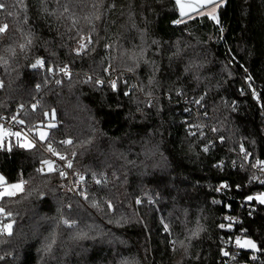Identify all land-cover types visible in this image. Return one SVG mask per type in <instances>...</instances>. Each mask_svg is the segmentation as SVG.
Instances as JSON below:
<instances>
[{"label": "trees", "instance_id": "obj_1", "mask_svg": "<svg viewBox=\"0 0 264 264\" xmlns=\"http://www.w3.org/2000/svg\"><path fill=\"white\" fill-rule=\"evenodd\" d=\"M0 3V117L19 109L34 144L0 146L4 183L23 182L0 198V264H264V205L246 199L264 192V0L180 23L172 0Z\"/></svg>", "mask_w": 264, "mask_h": 264}, {"label": "snow or ice", "instance_id": "obj_2", "mask_svg": "<svg viewBox=\"0 0 264 264\" xmlns=\"http://www.w3.org/2000/svg\"><path fill=\"white\" fill-rule=\"evenodd\" d=\"M17 2L22 4V3H23V0H17ZM175 2H176L178 5H180V14H181V16H184L186 13L184 12V6L181 4V0H175ZM211 2H213V0H205V3H211ZM222 3H223V0H219V3H217L216 6L219 7L220 4H222ZM4 7H5V5L2 4V3H0V9H3ZM65 11H68V9L65 8ZM9 15H12V13H9ZM96 18L99 19L98 16H97ZM210 18H211L212 20L218 22V17H217L216 15H211ZM24 22H25V23L27 22V17H25ZM180 22H182V21H181V20H177V21H175V23H180ZM7 28H8V25H7V24H4L3 26H0V34H3V33L7 30ZM84 39H85L84 37H81V40H84ZM91 42H92L91 37H90V36L87 37V42H86V43H80L79 48L75 50V51H76V54L79 56V55H81L82 53L86 52V51H87V44H90ZM27 43H28V44H31V43H32V40L29 38L28 41H27ZM20 48H21V50L23 51L24 48H25V45H24V44H21V45H20ZM43 66H44V61H43V60H37V62H36L35 64L32 65L33 68L43 67ZM110 67H111V66H109V68H110ZM108 70H109V69H107V68L105 69V71H108ZM129 70H131V69H129ZM48 71H49V72H52V71H54V70L51 69V68H49ZM60 72H63L65 75H68V74H69V73H68V69H67V67L60 68ZM89 79L91 80L92 78L89 77ZM248 79L250 80L251 77H248ZM56 82H57V83H60L59 80H57ZM96 82L99 83V84H103V81H96ZM152 82H153V81L150 79V80H149V84H151ZM109 83H110V86H111V88H112L113 90H116V89H117V87H118V83H117L116 80H112V81H110ZM0 87H3V83H2V82H0ZM37 88H39V85H37ZM124 94H125V95H129L128 92H125ZM253 94L256 95L255 90H253ZM199 102H200V101H196V103H199ZM21 107H23V106H21ZM33 108H35V105H33ZM45 115H47V114H45ZM12 120H13V121H17V118H16L15 116H13V117H12ZM17 122L20 123V124H24V120H19V121H17ZM49 126H50V127H54L55 125H49ZM213 131H216V129H213ZM37 132H38L39 140H40V141L45 140V138H46V136H47V132H45V131H43V130H39V129H37ZM3 134H7V135H10V136H11V135H14V136H16L18 139H19V138L21 137V135H22L20 131H16V132H5V129L3 128V126H0V138H2V135H3ZM222 139H223V138L221 137V140H222ZM64 143H71V141H65ZM20 146H21V147L31 148V147L34 146V144H33L31 141H29V140H25L23 143L20 144ZM48 150H49V151H53V149H51V147H49ZM204 150L207 151L208 149L205 148ZM240 150H241V152L244 153L245 157L247 158V156H248L249 154L246 152V150L243 148V146H241V149H240ZM53 154H54V155H59L58 153H55L54 151H53ZM59 158H60L61 160L65 159V157H63V156H60ZM43 163H45V164H47V165L49 166V171H52V170H53L51 162H49V161H43ZM261 163H264V162H260V161L257 162V164H261ZM71 166H72V165H71V163L69 162L68 165H67V167L70 168ZM256 166H257V165H253V167H256ZM41 171H42V170H41ZM60 175H61V176H64L65 173H64V172H61ZM80 180H83V177H82V176L80 177ZM0 183H3V177H0ZM22 183H23V182H21V184H12V185H9V186H8L7 188H5L3 191H0V198H3V197H5V196H12V195H15V191H16V190H22V187H21ZM97 183H100V181L97 180ZM262 183H264V182H262ZM222 187H227V185H226V184H225V185H222ZM85 198H87V197H85ZM246 199H247L248 201L257 200V201H259L260 204H264V194H260V195L255 196V197H253V196H248ZM137 203H140V201H137ZM94 206H97V205H94ZM108 207H109V208L112 207V205H111L110 202H109V204H108ZM0 213H5V209H4V208H0ZM6 215L10 217V216H11V213L8 212V213H6ZM227 219H231V218H227ZM64 223L67 224L68 221H64ZM12 227H13V224H12V223L4 224V225L0 226V232H5V231H6L9 235H11ZM164 227H165V229H167V225H165ZM219 227L223 229V228H225L226 226H225L224 224H221V225H219ZM227 227H228V228H231V227H232L231 223H230L229 225H227ZM245 231H246V230H245ZM235 245H236L237 247L241 248V249H252V250H256V251H259V250H260V249L258 248L257 244H256L252 239H248V238L241 239L240 237H236V238H235ZM223 255H224V256H228V255H229V252H227V251H223ZM254 259H255V257H254Z\"/></svg>", "mask_w": 264, "mask_h": 264}, {"label": "built area", "instance_id": "obj_3", "mask_svg": "<svg viewBox=\"0 0 264 264\" xmlns=\"http://www.w3.org/2000/svg\"><path fill=\"white\" fill-rule=\"evenodd\" d=\"M19 113H20V110L19 109H16L15 112H14V114H12L10 116H2V117H0V124H2L8 130V132L20 131L21 134H22L19 139L16 136H14V135L9 136V138L10 137L16 138V139H18L20 141V143H23L25 140L31 141V138H30V135L31 134H27V133L23 132L21 130V128H20V124L17 122L18 121L17 114H19ZM13 116H15L17 118V121H13L12 120V117ZM50 160L52 162H54V160H56V157H54V155H53V156H51ZM38 168L40 170L44 171L46 169V164L42 162V163H40L38 165ZM258 169H263V166L262 165L259 166ZM80 182H81L80 176H75L73 179L68 178V186H69V189L72 191V193L75 192V187H77V185ZM262 194H264V192ZM255 196H253V197H255ZM257 202H259V201H257ZM227 218H231V217H226V221L223 223L226 226L225 228H227V225H229L230 222H231V220H232V219H227ZM233 244H234V247H236L237 249H241V248H239V247H237L235 245V240H234V243ZM244 250H246V249H244ZM248 251H250V250H248Z\"/></svg>", "mask_w": 264, "mask_h": 264}, {"label": "water", "instance_id": "obj_4", "mask_svg": "<svg viewBox=\"0 0 264 264\" xmlns=\"http://www.w3.org/2000/svg\"><path fill=\"white\" fill-rule=\"evenodd\" d=\"M172 1L176 6L177 15H178L179 20H186L190 18L191 16H193L194 14H196L197 12H199L200 10L210 5L219 3V0H213V2L211 3H205V0H181V4L184 6V12L186 13L184 16H181L180 5H178L175 2V0H172ZM224 1L226 0H223V2Z\"/></svg>", "mask_w": 264, "mask_h": 264}, {"label": "rangeland", "instance_id": "obj_5", "mask_svg": "<svg viewBox=\"0 0 264 264\" xmlns=\"http://www.w3.org/2000/svg\"><path fill=\"white\" fill-rule=\"evenodd\" d=\"M222 4H220V5H222ZM216 5L217 4L210 5V6L206 7V8H204V9L200 10L199 12H197L196 14L191 16L190 18L195 17V16H201V15H208L210 17H211V15H216V12H217V9H218V7ZM82 41H84V40H82ZM49 125H51V124L48 123L44 128H39V130H43L45 132H48L47 128L49 127ZM0 126H3V125L0 124ZM3 128L5 129V132H8V130L4 126H3ZM9 136L10 135H7V134H3L2 135V138H0V146L3 144L4 140H8ZM36 136H37V138L39 140L37 130H36ZM0 177H2V176L0 175ZM14 184H21V183H14ZM10 185H12V184H10ZM8 186L9 185H6L4 183V179H3V183H0V191H3ZM21 187H22V185H21ZM18 191H20V190H16L15 193H17ZM260 194H262V193H260ZM260 194H258V195H260ZM258 195H256V196H258ZM0 220H2V216L1 215H0ZM5 224H7V222Z\"/></svg>", "mask_w": 264, "mask_h": 264}, {"label": "crops", "instance_id": "obj_6", "mask_svg": "<svg viewBox=\"0 0 264 264\" xmlns=\"http://www.w3.org/2000/svg\"><path fill=\"white\" fill-rule=\"evenodd\" d=\"M47 166H48V165H47ZM243 239H245V238H243ZM246 250L254 251V250H252V249H246Z\"/></svg>", "mask_w": 264, "mask_h": 264}]
</instances>
